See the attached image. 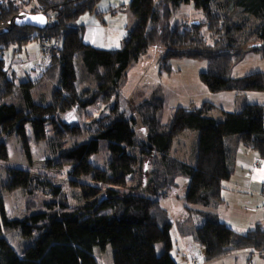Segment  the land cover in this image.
Returning <instances> with one entry per match:
<instances>
[{
    "label": "trees",
    "instance_id": "1",
    "mask_svg": "<svg viewBox=\"0 0 264 264\" xmlns=\"http://www.w3.org/2000/svg\"><path fill=\"white\" fill-rule=\"evenodd\" d=\"M100 1L0 0V99H12L0 103V160L8 161L5 140L14 134L23 156L31 159L29 130L33 142H45L43 170L48 171L4 170L0 264H101L94 251L107 245L111 264H178L170 255L173 223L157 197L176 188L181 178L188 180L183 202L202 209L187 207L189 215L177 229L203 250V264L231 251L264 257V221L240 233L209 211L224 203L222 191L234 172L236 146L264 159V102L235 112L222 110L220 121L209 114L215 107L210 102L178 106L166 123L158 119L161 97L140 102L129 117L119 103L128 70L149 48L163 51L162 63L205 60L199 79L210 93L264 91L262 72L231 76L246 49L264 58V0H129L110 11L129 10L134 18L116 49L84 42L85 28L78 20L94 13ZM184 5L191 6L194 18L172 25L173 14ZM39 11L49 21L42 30L19 18ZM48 38L54 43L43 47ZM35 41L39 55L29 64L39 70L28 76L37 77L19 81L4 54L10 49L21 53ZM98 106L97 114L90 111ZM184 130L197 134L191 163L170 155L174 138ZM230 136L236 137L232 149L225 145ZM95 154L107 155L103 166L90 161ZM52 171L64 173L70 189L78 188L71 189L75 206ZM142 173L148 175L145 187ZM15 191L23 193V203L10 216L4 195ZM260 192L264 196V184ZM193 212L202 225L190 220ZM15 231L30 241L19 253L7 237ZM157 243L163 246L161 253Z\"/></svg>",
    "mask_w": 264,
    "mask_h": 264
},
{
    "label": "rangeland",
    "instance_id": "2",
    "mask_svg": "<svg viewBox=\"0 0 264 264\" xmlns=\"http://www.w3.org/2000/svg\"><path fill=\"white\" fill-rule=\"evenodd\" d=\"M124 3L125 2L122 1L119 3V5H127ZM119 5L111 8L109 7L106 12L102 13L97 11L95 8L94 14L99 23H104L103 17L105 15H110L111 17L116 16L117 13L112 15L110 14V11L113 8L119 7ZM193 13L194 12L190 5H184L179 11L173 14L171 18V24H183L187 21H190L194 18ZM38 14L44 15L41 12ZM97 14H99L100 17H97ZM125 14L127 16L126 24L128 25L126 29L128 27L130 29L133 26L134 18L129 10H126ZM48 23L49 21L47 19L46 26L48 25ZM44 41L45 39H43V45ZM50 42L54 43L52 39ZM12 51L13 49H10V51L5 52L4 58L7 61V66L10 65L11 70H15V72L17 73L18 80H25L27 79V77H30V79H33V77H37L28 76V73L34 68L36 70H39L37 65L29 64V61H31V59H33L34 57L36 58L39 55L37 42L35 41L28 44L25 49L21 51V53H16L14 55L12 54ZM46 52V55L48 57V53H50V50L47 49ZM162 53L163 51L161 49L149 48L146 54L142 57L141 61L130 67V69L128 70L127 79L124 82L119 96L120 111H123L126 117H129L133 114V108H135V106H137L140 102L153 96L161 97L164 102L163 109L158 112V119L161 123H166L170 119L173 110L178 106L191 105L192 107H199L205 101L210 102L215 107L212 111L209 112V114H211V116H213L216 121H220L222 119V110L235 112L239 111L245 104L264 102V91L246 92L244 94H236L234 92L210 93L207 91V89L199 79V74L205 71L207 68V62L205 60L173 59L168 61L167 63H162L160 60ZM49 59L50 58H48V60ZM40 69H43V66H40ZM77 71L78 77L81 78L79 69H77ZM254 72L264 73V58L260 56V53L246 49L243 53L241 61L233 66L231 70V76L238 78ZM79 78L78 81L80 82ZM80 88L82 87L80 86ZM10 100L12 99H0V103L10 102ZM99 108L100 106L92 108L90 109V111L94 112V114H97L99 112ZM28 135L30 138V160L23 156L20 144L15 134L5 140L9 159L8 161L0 160V179L4 178V170L7 167L13 166L28 169L33 174L48 172L46 170H43L47 162L45 142H33L32 135L29 130ZM196 137L197 134L193 130H184L183 132H181L173 140L170 155L180 161H187L191 163V154L193 146L195 144L194 142L196 141ZM235 138L236 137L234 136H230L225 139V145L227 148H234L232 147L231 140H236ZM135 139L138 140L137 135ZM106 157L107 155L100 156L95 154L90 157V161L94 165L101 167L103 166L104 159ZM254 166L255 168L258 167L257 164H255ZM145 169L147 170L148 168ZM50 173L56 175L58 181L65 186V192L70 200V204L71 206H75V200L71 197V194L72 190L77 191L78 188L72 187V190L70 189L68 185V177L64 173L60 174L56 173L55 171H52ZM144 173H147V171H145ZM144 173H142L143 176L141 179L142 186L148 185L149 183L148 175ZM82 181L91 183L89 179H82ZM187 183V179L181 178L178 180V186L176 188H173L172 190L166 192V194L157 197L159 200V204L167 210V213L173 223L170 230V237L173 244L170 255L177 261L178 264L183 263L182 255L185 256V254H187L186 261L188 264L190 263V257L196 256V254L190 252L189 249L184 248V250H182L187 242L196 247H199V245L196 244L191 239V237L180 236L177 229V223L183 222L189 215L187 207H190L193 210L202 209L198 206L186 204L181 199V197L186 192ZM225 188L226 192L224 193V198L227 199L226 202L220 205L218 211H216L217 209H212L209 211L215 214H217L218 212L220 219H223V217H226V215H230V218L227 219V226L229 225L231 229L237 232L242 231L240 230L241 228L236 226V224H233L234 222H231L233 214H237L239 212L238 219H242L249 214H251L249 217H252V214L258 213H260V216L263 215V206H261L260 211H258L257 213L255 212L256 199L252 198L251 193H243V200L247 201L246 207H248L247 212H245L241 209L242 200L239 201V199L242 198V195L239 196V189H235L232 186H230V188ZM4 199L8 208V214L10 216H14L13 214H16L21 210L23 203V193L21 191H15L10 194H6L4 195ZM189 218L195 226H200L203 223V219L196 212H193ZM7 237L17 253L21 252L22 249L30 243L29 240L22 238L19 232L16 231L11 233L10 235L8 234ZM184 242L185 245L183 246ZM155 249L157 253H161L163 250L162 244L157 243L155 245ZM239 252L248 254V252L245 250ZM94 253L98 257L101 264H111L109 245H107L103 251H101L99 248H96ZM258 256V254H254L251 256V264H263V257ZM245 258L246 263L250 264L248 257L245 256ZM196 261L197 264H203V262L197 258ZM208 264H221V262L217 260Z\"/></svg>",
    "mask_w": 264,
    "mask_h": 264
},
{
    "label": "crops",
    "instance_id": "3",
    "mask_svg": "<svg viewBox=\"0 0 264 264\" xmlns=\"http://www.w3.org/2000/svg\"><path fill=\"white\" fill-rule=\"evenodd\" d=\"M122 1L125 2L124 4H128L129 2L128 0H101V2H99L96 6V10L101 13L106 12L109 7L111 8L118 6L119 3ZM103 22H104L103 24L99 23L94 13L85 14L79 18L78 23L84 26L85 28L84 42L96 48H103V49L118 48L120 45V40L125 36L126 27L128 26L126 24L127 22L126 14L118 13L114 17H111L110 15H105L103 17ZM37 46H38V42H37ZM231 141H232V147H235L236 141L235 140H231ZM255 164L258 165L257 168H255L254 166ZM263 184H264V159L259 158V156L255 152L246 150L245 148L239 145L236 146L234 172L232 177L224 183V187L222 191V197L224 203L227 200L224 198V193L226 192L225 187L230 188V186H232L235 189H239V196L242 195V198L239 199V201L242 200L241 209L245 212H247L248 207H246L247 201L243 200V193L247 192L252 194V198L256 199L255 212L257 213L258 211H260L261 206L264 207V196L260 192L261 191L260 187ZM219 207L217 208L216 211H218ZM216 215L220 219L218 212ZM250 215L251 214L246 215L242 219H238L239 216V212H238L237 214L232 215L231 222H234L233 224H236V226L241 228L240 230L242 231L240 232H246L256 223H263L264 213L261 216L260 213L252 214V217H249ZM228 218H230V215L229 216L226 215V217H223V219L220 220L227 225ZM184 245L185 242L183 246ZM184 248L189 249L190 252L196 254V256L193 257L201 261L203 260L202 259L203 250L200 247H196L187 242V244L185 245V247H183L182 250H184ZM245 256L248 257V260L250 262L251 259L250 255L242 252L233 253L232 251L227 252L225 256L218 261H220L221 264H247ZM186 258H187V254H185V256L182 255V262L184 264H188ZM262 261L264 264V257Z\"/></svg>",
    "mask_w": 264,
    "mask_h": 264
},
{
    "label": "water",
    "instance_id": "4",
    "mask_svg": "<svg viewBox=\"0 0 264 264\" xmlns=\"http://www.w3.org/2000/svg\"><path fill=\"white\" fill-rule=\"evenodd\" d=\"M19 18L24 24L39 30L44 29L47 24V18L42 14H21Z\"/></svg>",
    "mask_w": 264,
    "mask_h": 264
},
{
    "label": "built area",
    "instance_id": "5",
    "mask_svg": "<svg viewBox=\"0 0 264 264\" xmlns=\"http://www.w3.org/2000/svg\"><path fill=\"white\" fill-rule=\"evenodd\" d=\"M50 41H51L50 38L45 39L43 47H47V48H48V47L50 46V44H51ZM48 56H49V53H48ZM189 262H190L191 264H197V261H196V258H195V257H190ZM190 263H189V264H190Z\"/></svg>",
    "mask_w": 264,
    "mask_h": 264
}]
</instances>
